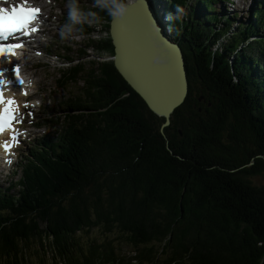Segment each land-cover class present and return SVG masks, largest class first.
Masks as SVG:
<instances>
[{"label":"trees","instance_id":"16d2710c","mask_svg":"<svg viewBox=\"0 0 264 264\" xmlns=\"http://www.w3.org/2000/svg\"><path fill=\"white\" fill-rule=\"evenodd\" d=\"M216 1L157 8L190 83L168 128L112 62L61 72L74 93L66 131L34 145L20 179L0 187V264H132L121 236L140 264H264V180L253 181L264 176V10L234 21ZM91 2L77 6L83 20L110 17ZM89 48L103 56L113 46Z\"/></svg>","mask_w":264,"mask_h":264},{"label":"water","instance_id":"95a60500","mask_svg":"<svg viewBox=\"0 0 264 264\" xmlns=\"http://www.w3.org/2000/svg\"><path fill=\"white\" fill-rule=\"evenodd\" d=\"M106 3L108 19H86L81 24L83 28H89L88 34H81L85 43L83 50L90 46V41L96 45L101 41L110 42L113 48L101 54L113 53L108 61L114 64L148 109L165 119L162 128L170 127L174 112L186 103L190 95L185 52L164 28L150 0H106ZM84 5L96 8L95 2L89 3V0H85ZM98 24L107 25L108 39L96 38V33L100 32L97 31ZM84 31L82 29V33ZM87 50L79 62L83 59L82 63L93 61H85L91 56L88 52L95 51ZM198 101L212 105L204 94Z\"/></svg>","mask_w":264,"mask_h":264},{"label":"rangeland","instance_id":"374dc122","mask_svg":"<svg viewBox=\"0 0 264 264\" xmlns=\"http://www.w3.org/2000/svg\"><path fill=\"white\" fill-rule=\"evenodd\" d=\"M84 1L81 0L79 2V8L80 6H84ZM151 4L157 3L156 9L158 8V11H163L164 12V5L163 3L165 0H150ZM236 5H233L234 8L227 6L230 10L234 9V12H231V16L236 18L234 19L242 21L245 19L244 22H248L250 19V14L251 11L254 7H256L255 3H252L253 0H235ZM196 0H193V3H191V6L194 5ZM45 3V2H44ZM83 3V4H82ZM52 6V15L50 16V30L48 31V37L44 38L47 39L44 43L41 41L40 45V50L43 49V52L46 53V49L49 51L50 54H59V56L66 57L64 56V53H67L68 57L73 56L74 62L73 66L78 63H82V61L79 62L77 58L81 57L83 54V48L85 46L84 43V38L80 36V26L83 23H77L73 26L72 31L69 32L66 29V25L69 24V10H70V0H52L50 3ZM76 6V5H75ZM86 6V5H85ZM216 9L218 7L215 6ZM166 21L165 23H169L168 19L165 18ZM189 19V18H187ZM187 19L185 22L182 20L183 25L187 24ZM224 23V22H221ZM219 24V26L221 25ZM237 26V22H233L231 26ZM167 27V26H166ZM222 26L216 28H221ZM108 27L107 25H102L98 24L97 25V31L100 30V32L96 33V38L99 39L100 37L102 38H109L108 33L105 31L107 30ZM171 35V33L169 32ZM172 36V35H171ZM262 38H264V30L260 31V35H258ZM205 38V37H204ZM211 40V39H210ZM89 54L91 53V56L86 60H97V61H103V62H109L110 57H113V53L111 51H108L99 58L98 53L96 51H89ZM43 54L42 56H36L37 58L33 59L30 62L25 63V68L27 72L29 73L28 75L35 81V86L31 88L32 90L30 93L34 92V97H36V105H33L30 110V112L27 113V116H31L34 118V125L38 127L36 131V136L34 139H41L44 136H47L50 134V136H55L57 133L60 135L62 133L61 125H55L53 122H55L54 116H61L62 109L58 106L61 104V102L67 101V98L73 93V90L70 89L68 90L67 88L60 87L58 83V78L61 77L59 72V68L62 66L63 62H66L63 58L58 60L55 56ZM66 55V54H65ZM53 56V57H52ZM231 73V72H230ZM67 74H65L66 80H67ZM232 74V73H231ZM58 79V80H57ZM208 83L210 85H213L212 82L208 80ZM214 88V85H213ZM23 88H20L18 92H22ZM222 89H220L221 91ZM226 96V92L223 91L221 96ZM34 98L30 99L33 100ZM51 104V105H49ZM39 106V107H38ZM57 106L54 110L52 111V115H49L51 111H47L46 108H54ZM196 104L193 105L194 108H196ZM40 118V119H38ZM41 124V127L38 125ZM251 124H248L250 127ZM63 137V136H62ZM61 137V139H62ZM56 141L59 139H55ZM29 146L23 145L21 146L20 150L18 153L15 154L13 158H15V161L12 160V165L9 166L10 170H1L0 169V185L7 188L9 184L7 182H12L15 183L17 180L20 179L21 177V172L19 171V168L21 166L22 158L25 156V152L28 151ZM24 160V159H23ZM264 180V176H256L253 178V181L255 182H262ZM92 235H98V232L93 233ZM118 235V234H117ZM112 237V236H111ZM121 244L120 247L122 248V255L126 256V259L128 258L129 260H132V264H140L139 261L135 260L136 255L139 253L138 249L132 245L128 244L127 240L124 238V236H121ZM116 240L120 243V240L116 238ZM158 247V246H156ZM160 247V246H159ZM156 250H160L159 248H155ZM142 251V249H141ZM140 251V253H141ZM140 257V255H139ZM157 258H160V260L164 259V255L157 254ZM148 264V263H144Z\"/></svg>","mask_w":264,"mask_h":264},{"label":"snow or ice","instance_id":"6c2138e0","mask_svg":"<svg viewBox=\"0 0 264 264\" xmlns=\"http://www.w3.org/2000/svg\"><path fill=\"white\" fill-rule=\"evenodd\" d=\"M27 0H25V3ZM41 9L39 8H28L24 4L19 6H12L9 11L6 7H0V39L7 40L9 37L16 33H23L24 35H29L38 31L35 27L30 28V24L38 17ZM30 28V31L28 29ZM23 47L22 44H9L0 45V56H5L7 54L15 55L14 49ZM17 78L19 79V69H16ZM4 73L0 72V76ZM22 83V81H21ZM26 94V93H25ZM5 103L3 96L0 95V104ZM14 100H8L7 106L0 112V132H3L7 127L11 126L13 120L17 119L18 113L13 105H15ZM15 140V137H13ZM5 150H8L11 145L5 142Z\"/></svg>","mask_w":264,"mask_h":264},{"label":"clouds","instance_id":"9594fccd","mask_svg":"<svg viewBox=\"0 0 264 264\" xmlns=\"http://www.w3.org/2000/svg\"><path fill=\"white\" fill-rule=\"evenodd\" d=\"M97 4L101 7H107L106 0H97ZM69 24L66 25L67 31L71 32L72 28L77 23L86 22L82 18V14L78 13V9L75 6V0H70V10H69Z\"/></svg>","mask_w":264,"mask_h":264},{"label":"bare ground","instance_id":"6f19581e","mask_svg":"<svg viewBox=\"0 0 264 264\" xmlns=\"http://www.w3.org/2000/svg\"><path fill=\"white\" fill-rule=\"evenodd\" d=\"M38 49V48H37ZM99 55V54H98ZM100 57L99 58H101V55H99ZM110 59H112V57H110ZM19 63H21V61L20 60H17L14 64H19ZM13 64V65H14ZM3 66H9V64H8V62L6 61V60H4L3 61ZM10 66H12L11 64H10ZM26 80H27V82H28V84H30V85H34L35 84V82H33L28 76H27V78H26ZM14 89H11L10 91H9V94H10V96H13L14 95V91H13ZM29 93V92H28ZM17 97L19 98V100L21 101V104H22V102L24 101V98L22 97V96H20V95H17ZM233 99V98H232ZM197 105V104H196ZM196 114V113H195ZM200 114V113H199ZM161 127V126H160ZM154 132V131H153ZM238 144V143H237ZM243 147V146H242ZM0 148H1V146H0ZM0 154H3L2 153V151H1V149H0ZM240 157V156H239ZM238 161V160H237ZM233 163V162H232ZM249 171V170H248ZM260 197V196H259ZM183 207V206H182ZM261 224H262V222H261ZM264 229V228H263Z\"/></svg>","mask_w":264,"mask_h":264}]
</instances>
